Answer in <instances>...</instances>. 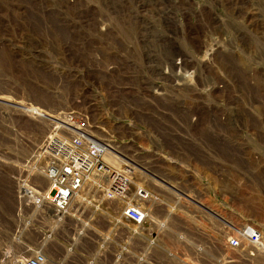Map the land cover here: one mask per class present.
<instances>
[{
	"label": "rangeland",
	"instance_id": "rangeland-1",
	"mask_svg": "<svg viewBox=\"0 0 264 264\" xmlns=\"http://www.w3.org/2000/svg\"><path fill=\"white\" fill-rule=\"evenodd\" d=\"M67 112L133 163L150 212L141 231L85 187L49 259L264 264V0H0V264L39 249L16 179Z\"/></svg>",
	"mask_w": 264,
	"mask_h": 264
},
{
	"label": "built area",
	"instance_id": "built-area-1",
	"mask_svg": "<svg viewBox=\"0 0 264 264\" xmlns=\"http://www.w3.org/2000/svg\"><path fill=\"white\" fill-rule=\"evenodd\" d=\"M58 120L59 133L54 131L43 140L30 163L37 179L31 175L16 179V200L20 211L26 206L33 209L25 225L35 232L36 222L45 228L39 249L28 256L4 249L3 259L7 264H66L63 258L49 259L43 247L53 235L54 227L64 223L76 196L90 185L106 201L117 202L120 216L132 222L137 229L143 231L149 219L150 210L144 202L151 195L143 187L133 184L132 178L136 173L133 163L122 162L116 167L105 161L108 144L94 136L86 116L67 112ZM242 229L244 234L248 232V241L259 244L262 236L259 229L249 225ZM228 242L231 246L239 244L234 237ZM69 247L71 250L72 245Z\"/></svg>",
	"mask_w": 264,
	"mask_h": 264
},
{
	"label": "bare ground",
	"instance_id": "bare-ground-1",
	"mask_svg": "<svg viewBox=\"0 0 264 264\" xmlns=\"http://www.w3.org/2000/svg\"><path fill=\"white\" fill-rule=\"evenodd\" d=\"M104 158H105V161H107L108 163H110V165H113V166H116V167L117 166L119 167L121 165V163H122L119 160L118 152H116L115 149H113L109 145H107V152L105 153ZM126 162L131 163L130 161H126ZM76 197L80 199V195L79 194ZM244 238L247 239V234L241 233V235L238 236V239H240V240H243Z\"/></svg>",
	"mask_w": 264,
	"mask_h": 264
}]
</instances>
